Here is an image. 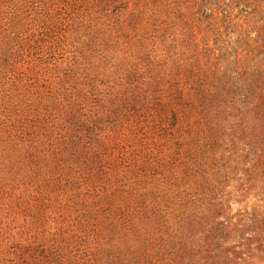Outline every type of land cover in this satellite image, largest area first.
<instances>
[{"label": "trees", "instance_id": "obj_1", "mask_svg": "<svg viewBox=\"0 0 264 264\" xmlns=\"http://www.w3.org/2000/svg\"><path fill=\"white\" fill-rule=\"evenodd\" d=\"M0 264H264V0H0Z\"/></svg>", "mask_w": 264, "mask_h": 264}, {"label": "rangeland", "instance_id": "obj_2", "mask_svg": "<svg viewBox=\"0 0 264 264\" xmlns=\"http://www.w3.org/2000/svg\"><path fill=\"white\" fill-rule=\"evenodd\" d=\"M245 1H251V0H245ZM202 31L199 33V34H197L196 35V39H195V43L197 44H199V46L196 48V49H194V50H192V51H190V52H187V51H185V49H184V47H183V45L181 44V39H182V36H180L179 37V40H178V42L181 44L180 45V47H179V54L177 53V56L175 57V61H177L178 60V57L180 56V53L182 54L183 52H185V54H183V57H185V55H188V57H195V56H198L199 58H202L203 57V54H204V51H203V49L201 48V45H202V37H210V33H209V31H207L206 29H205V27H203L202 26V29H201ZM210 40L211 39H209L208 40V42L210 43ZM191 59V58H190ZM193 61V60H192Z\"/></svg>", "mask_w": 264, "mask_h": 264}]
</instances>
